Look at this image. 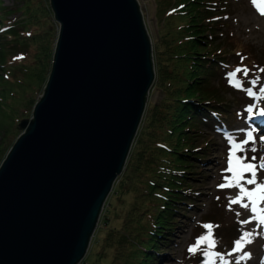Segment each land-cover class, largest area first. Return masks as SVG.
I'll return each mask as SVG.
<instances>
[{
	"label": "water",
	"instance_id": "water-1",
	"mask_svg": "<svg viewBox=\"0 0 264 264\" xmlns=\"http://www.w3.org/2000/svg\"><path fill=\"white\" fill-rule=\"evenodd\" d=\"M50 69L0 161V264H77L154 79L137 0H48Z\"/></svg>",
	"mask_w": 264,
	"mask_h": 264
},
{
	"label": "trees",
	"instance_id": "trees-1",
	"mask_svg": "<svg viewBox=\"0 0 264 264\" xmlns=\"http://www.w3.org/2000/svg\"><path fill=\"white\" fill-rule=\"evenodd\" d=\"M154 1L157 13L193 6L183 11H188L185 23L159 36L163 48L152 43L153 83L163 92L157 101L146 102L106 198L113 202L100 211L104 231L95 264H154L159 243L172 228L176 203L189 187L185 172L193 171L191 157H204L195 150L206 140L195 143L197 134L186 131H196L197 124L185 122L194 115L200 116L198 122L223 120L231 111L220 85L208 82V67L215 71L227 52L242 46L224 44L217 35L221 13H215L214 2ZM12 11L16 15L7 19ZM51 16L48 0H21L10 7L0 0V161L20 131L18 119L30 113L46 81L57 34ZM246 59L259 61L249 54Z\"/></svg>",
	"mask_w": 264,
	"mask_h": 264
},
{
	"label": "rangeland",
	"instance_id": "rangeland-1",
	"mask_svg": "<svg viewBox=\"0 0 264 264\" xmlns=\"http://www.w3.org/2000/svg\"><path fill=\"white\" fill-rule=\"evenodd\" d=\"M20 1L1 0V3L10 7ZM137 1L151 39V45L155 41L157 49L163 48L159 36L161 37L165 30L169 31V33H165L168 36L170 30L178 27L182 22L185 23L188 11H183L193 6L189 3L183 5L182 9L167 14L166 9L165 13L156 12L154 0ZM207 1L211 4L214 2L212 5L218 9L215 13H221L215 26L217 35L224 39V44L227 43V45L232 46L238 42L242 46L240 51L227 52L224 61H218L215 71L213 67H208V82L220 85L221 94L225 99H228L231 111L223 120H201L198 122L200 116L194 115L188 122H185L186 125L190 124L192 127L195 126V122L197 124L196 131H186V133L197 134L195 143L201 142L202 139L206 140L204 147L195 150L198 153L202 152L204 157H191V161L194 163L192 165L193 171L185 172L189 187L184 192V198L176 203V210L172 213L174 218L172 228L167 230L162 237V242L159 243L160 250L157 252L158 255L154 264H202V261L209 259V257L204 256L202 251L195 253L188 251L189 246L194 245L197 238L208 234L209 229L204 227L205 225L211 226V239L215 241V247L209 250L210 253L225 254V259L230 264H236L239 257L248 253L251 256L241 259L239 264H264V224H259L258 220H252L251 223L247 224L238 223V221H245L251 217V209L250 207H241L240 203L230 204V200L236 199L240 195L238 187H220L222 184L230 183L231 181L226 178L233 176L232 172L226 171L229 156L234 147L229 137L235 139L239 144L246 139L247 132L252 131L253 140L243 146L245 151H240L237 148L234 156H247L249 158L255 156L257 157L256 160L249 159L245 160L244 163L251 162L257 166L264 162L260 159L264 157V140L260 139L264 136V117L258 115L260 110H264V94L259 92L260 87L264 86V71H261L264 69V24L255 17L248 21L245 19L247 12L260 13L250 0ZM15 15V11L7 12L6 18H13ZM51 18L57 25L58 22L54 20L53 15ZM247 50L251 54L247 53ZM248 54L249 57L254 55L259 61H248L246 59ZM238 66L249 70V76L244 77L245 81L258 78V83L253 91L256 92L257 97L262 98L253 99L229 82L227 74ZM238 75L242 76V73ZM249 86L248 83H245V87ZM162 92V89L152 81L148 88L146 102L157 101ZM249 106L252 107L250 113L246 111ZM239 129L245 131L241 132ZM249 148H255L256 151H247ZM233 165L235 168V158ZM249 176V173L244 174L245 179ZM257 182L264 183V170L259 168H257ZM240 183L249 190L255 188V185H248L244 183V180H241ZM108 197H110L109 192L106 198ZM106 198L101 207L103 212H106L108 206L113 202L112 197L110 201L108 200L109 202H106ZM243 203L249 204L247 196L243 198ZM238 212L241 215L237 216ZM103 231L104 222L99 221L98 217L86 251L77 264L96 263L94 257L96 250L102 243ZM245 231L252 233L251 242L246 241L242 245L243 251L226 255L232 251L233 241ZM200 247L201 249L206 248L207 244H202ZM215 264H220L219 259L215 260Z\"/></svg>",
	"mask_w": 264,
	"mask_h": 264
},
{
	"label": "snow or ice",
	"instance_id": "snow-or-ice-1",
	"mask_svg": "<svg viewBox=\"0 0 264 264\" xmlns=\"http://www.w3.org/2000/svg\"><path fill=\"white\" fill-rule=\"evenodd\" d=\"M250 2L253 4L254 7L257 8V10L260 12L261 15H264V0H250ZM261 71H264L262 69ZM242 73V76H239L238 74ZM249 76V70L247 68H240L239 66L230 71L227 74V78L229 79V82L233 84L234 87L241 89L244 91L249 97H252L253 99H258L262 97H257V94L253 89L255 88L256 84L258 83V78H252L251 80L245 81L244 77ZM245 83H248L250 86L245 87ZM259 92L261 94H264V86H261L259 89ZM247 112L252 111V107L249 106L246 109ZM258 115L260 117H264V110H260L258 112ZM251 119V117H249ZM239 131L243 132L245 131L244 129H239ZM260 139L264 140V136L260 137ZM230 142L234 145L233 149L231 150L229 160H228V168L226 171L232 172L233 176L231 178H226L229 179L231 182L228 184H222L220 187H238L240 195L233 200H230L231 203H240L241 207L243 208H248L249 204L248 203H243V198L245 196L248 197V201L251 204V212L253 215L245 221H238L240 224H247L251 223L252 220H258L259 224H264V209H258L257 207V202L264 200V183H258L257 182V168L260 170H264V162L260 163L258 166L249 162V163H244L245 160H256L257 157L252 156L251 158L247 156H242V157H235L234 153L237 150V148L240 151H245L244 145L248 144L253 140V134L252 131L247 132V137L245 140L241 141L239 144H237L236 140L233 139L232 137H229ZM247 151H256L255 148H249ZM235 158L236 160V165L234 168L233 165V159ZM262 161H264V157L260 158ZM249 173L250 176L245 179L244 174ZM244 180V183L248 185H255V188L252 190H249L245 188L240 181ZM241 215L239 212L237 213V216ZM204 227L209 229V232L207 235H202L201 237L197 238V241L194 245L189 246L188 251L191 253H195L196 251H202L205 257H209V259H206L202 261V264H215V260L219 259L220 264H230L228 260L225 259V254H220V253H210V249L215 247V241L211 239V226L210 225H205ZM251 236L252 233L250 232H242L241 235L233 241V249L231 252L227 253L226 255H232L234 252L241 251L242 250V245L247 241L251 242ZM202 244H207L206 248L201 249ZM250 254L245 253L244 256L239 257L236 260V264H239V261L241 259H246L249 258Z\"/></svg>",
	"mask_w": 264,
	"mask_h": 264
},
{
	"label": "bare ground",
	"instance_id": "bare-ground-1",
	"mask_svg": "<svg viewBox=\"0 0 264 264\" xmlns=\"http://www.w3.org/2000/svg\"><path fill=\"white\" fill-rule=\"evenodd\" d=\"M258 18L260 20V22H262L264 24V15H261L260 13H251V12H247L246 13V16H245V19L248 21L250 19H253V18ZM249 207L251 209V204L249 203ZM257 207L258 209H264V200H261V201H258L257 202ZM253 215V213L251 212V216ZM257 230V229H256ZM256 236V235H255ZM243 251V249H242ZM238 254V253H237ZM251 256V255H250ZM253 261V260H252ZM259 261V260H258ZM254 264V263H253Z\"/></svg>",
	"mask_w": 264,
	"mask_h": 264
}]
</instances>
